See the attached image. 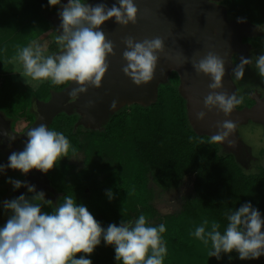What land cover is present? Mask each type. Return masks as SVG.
Wrapping results in <instances>:
<instances>
[{
    "label": "clouds",
    "instance_id": "clouds-1",
    "mask_svg": "<svg viewBox=\"0 0 264 264\" xmlns=\"http://www.w3.org/2000/svg\"><path fill=\"white\" fill-rule=\"evenodd\" d=\"M61 0H48L51 7ZM119 6L111 8L103 3L92 5L84 0H68L59 12L62 35L55 37L60 47L59 55L44 56L41 46L32 45L18 49L13 58L23 65V75L34 81H50L53 85L75 84L69 93L76 97L86 92L87 86L100 88L102 79L109 68L108 56L115 55L114 44L100 30L108 20L122 26L137 23L139 9L134 0H118ZM238 22H242L238 19ZM126 49L122 58L126 65L123 73L137 85H146L153 80L160 55L165 51L164 39L156 36L151 39L135 41L128 36L123 40ZM252 63L240 57V63L233 69V76L240 80L244 68ZM197 74L211 78L208 87L212 91L204 97L203 107L208 111L217 108L227 117L244 102L243 96L228 95L215 90L222 88L225 75L224 60L215 52L208 51L199 60L192 59ZM255 67L264 79V54L255 58ZM117 101L112 102V107ZM204 111H197V120H203ZM219 132L210 137L211 143H223L236 129V123L225 119L217 123ZM15 139L11 133H3ZM27 141L22 151L12 152L7 165L0 164V173L6 169L18 170L27 175L33 169L47 174L72 148L68 138L50 129L45 124L32 127L27 131ZM229 145L232 143L229 141ZM14 189L27 187L35 192L34 185L9 178ZM108 199L114 198L111 190L106 192ZM33 201H45L44 192L32 197ZM51 204V201H46ZM3 207L11 215L0 227V264H93L87 257L92 255L101 240L113 246L115 260L120 264H164L167 247L161 234L166 231L164 224L152 226L145 215L134 221L122 220L117 226L111 223L104 228L88 208L77 203L70 195L63 197L52 212L42 211L40 203L30 202L25 195L5 200ZM228 224L221 233L220 224L205 219L197 226L192 235L208 247L210 257L220 258L221 253H238L240 260H255L264 256V219L251 203H245L235 211L226 213ZM78 254L80 255L77 258Z\"/></svg>",
    "mask_w": 264,
    "mask_h": 264
},
{
    "label": "trees",
    "instance_id": "trees-1",
    "mask_svg": "<svg viewBox=\"0 0 264 264\" xmlns=\"http://www.w3.org/2000/svg\"><path fill=\"white\" fill-rule=\"evenodd\" d=\"M221 3L227 7L231 20L243 18L259 27V33L245 38L244 42L252 45L255 58L264 54V0ZM59 5L51 7L48 0H0V39L15 41L22 48L28 46L54 26L48 16ZM180 82L179 73L173 71L168 81L160 84L156 102L125 107L111 115L101 131H84L82 126L75 130L78 114L57 116L50 129L62 132L75 152L89 151V155L85 159L86 168L75 177H70L72 166L69 168L62 161L48 175L64 196L78 194L104 228L134 218L136 209L129 210L128 202L132 198L147 199L148 174L164 189L178 188L187 178H192L194 196L186 202L185 210L163 221L166 231L161 236L168 253L164 264H216L218 259L208 254L211 244L205 247L192 233L205 219L209 221L206 230L215 221L223 233L228 224L226 213L245 203H251L264 219V167L258 173H246L238 154L226 151L220 143H211L210 136L196 132L189 119L187 100L179 89ZM68 85L56 86L47 81L41 91L31 94L24 117L33 121L34 101H47L53 91H61ZM246 102L253 103L248 97ZM0 111L14 119L2 105ZM95 154L99 160L91 158ZM121 167H125L124 173L117 170ZM104 186L114 193L111 201L106 192L102 195L86 192L88 188L99 192ZM155 212L149 207L136 215L138 218L142 213L147 219ZM80 255L83 254L77 258ZM87 258L93 264H120L115 260L114 247L107 246L103 240Z\"/></svg>",
    "mask_w": 264,
    "mask_h": 264
},
{
    "label": "water",
    "instance_id": "water-1",
    "mask_svg": "<svg viewBox=\"0 0 264 264\" xmlns=\"http://www.w3.org/2000/svg\"><path fill=\"white\" fill-rule=\"evenodd\" d=\"M223 0H134L139 9L137 23L122 26L115 22V18L106 21L100 28L114 44L115 55L108 56L109 68L100 88L91 85L87 91L78 93L76 97L69 95L71 89L76 87L69 83L61 91H53L48 101L37 99L33 108L36 113L35 121L23 132L13 131L12 121L5 119L0 113V122L5 124L8 133L18 139V147L24 148L27 141V131L32 127L45 124L49 128L55 118L61 113L72 114L75 110L82 116L77 122L78 126L89 129H101L111 115L118 110L131 104L149 106L158 99L160 84L168 81L173 71L180 76V92L187 100L189 119L198 134L213 136L221 129L217 123L230 119L236 123V129L229 135L227 140L220 143L228 152L239 154L242 148V140L239 135V126L250 121L264 124V97L256 91L252 98L256 101L252 107H236L230 116H225L217 108L208 111L203 107V100L211 89L208 85L211 78L204 74H197L192 66V59L199 60L208 51L215 52L224 60L225 75L222 80V88L217 92H226L232 95L236 91V83L232 73L234 69L233 56L239 53L240 57L250 59L249 53L252 49L250 43L244 42L245 38L253 37L259 33V27L243 18L229 19L228 9L221 2ZM87 3L93 6L103 3L111 8L118 4V0H89ZM57 33L63 34L61 18L59 13L51 16ZM131 36L135 41H142L145 38L151 39L159 36L164 39L165 51L160 55L154 78L146 85L137 86L126 76L122 68L126 61L122 53L126 49L123 40ZM60 51L56 54L59 55ZM116 100L113 108L112 102ZM204 111L206 116L203 120H197L196 112ZM2 124V125H3ZM6 138V135H5ZM12 139V140H15ZM229 141L232 145H229ZM40 172L35 169L27 174V185L31 183L32 172ZM45 176V186L54 190L49 178ZM36 190H41L34 185ZM27 187H23L20 194ZM39 188V189H38ZM17 191H13L14 195ZM45 192V189H42Z\"/></svg>",
    "mask_w": 264,
    "mask_h": 264
},
{
    "label": "rangeland",
    "instance_id": "rangeland-1",
    "mask_svg": "<svg viewBox=\"0 0 264 264\" xmlns=\"http://www.w3.org/2000/svg\"><path fill=\"white\" fill-rule=\"evenodd\" d=\"M87 1L88 0H84V2ZM67 2L68 0H61L58 10L50 13L48 19H50L54 13H59L63 6L67 4ZM57 35L58 33L53 26L45 33L40 35L37 39L32 41L29 45H32L33 47H35V45H40L45 57L48 55L55 56L60 51V47L55 41V37ZM21 46L10 39H0V105H2L4 109H6L8 113L14 118L13 121L16 123L15 128L20 131L24 129L30 120L25 118L24 114L29 108L28 100L31 97V94L41 91V89L47 83V81H34L31 78L23 75L24 70L22 63L16 59H13L17 55L18 49L22 48ZM249 56L252 60V63L245 66L243 78L236 80L232 73L233 80L237 86L236 91L233 94L244 97V102L242 104L245 103L247 97L250 98V96L256 91L264 95V79L259 76L258 70L255 67L253 48L251 49ZM233 61L235 68L240 63L239 53L234 54ZM133 105L134 104L125 105L118 111L123 110L125 107L132 108ZM76 125L75 130H78L82 127L84 131L102 130V128L89 129L82 125V127H77ZM238 130L242 140V148L239 153L242 159L241 166L245 172L250 175L258 173L260 168L264 167V124L258 122L253 124L249 122L239 126ZM88 152L81 150L73 153L70 149L68 156L63 157L60 160L62 161L63 165L69 166V168L72 166L70 177H75L78 172L83 171V169L86 168L87 164L85 159L86 156L89 155ZM96 153L100 155L99 150H97ZM98 154H95V156L91 155V158L99 160ZM8 157L9 156L4 157V165H7ZM123 168L121 167L117 170L124 173ZM9 178L14 180L21 179L22 173L18 170H12L10 168L6 169L3 173H0V227L6 223V220L11 215L10 210H6L3 207V202L8 200L7 193L10 190V187H12V184L8 182ZM147 178L148 179L145 186V189L147 190V194L145 196L147 199L142 200L141 197L140 200L132 198L131 202H128V209L130 210L131 208L135 207L136 212H141L143 209L153 207L156 210V214H154L153 217L147 218L148 223L152 226L159 225L161 222L163 224V221H167V217L175 216L176 214L184 211L186 208V202L190 199V197L194 196L193 179L190 177L187 178L180 187L170 189L162 188L151 173L148 174ZM108 190L107 187L104 186L102 190H99V192H94L91 188H88L86 192L87 194L91 195H93V193L102 195ZM63 197L64 193L59 196L58 200L61 201ZM72 197L76 199L77 202L81 201L83 204V200H79L78 194H74ZM34 203H39V201ZM52 208L53 207L49 204H45L42 206V211L52 212ZM136 212H134V218L128 221H134L137 218ZM120 222L121 221H119L118 225ZM221 255L222 257L217 260L216 264H260L264 261V256H261L259 259L255 260H240L238 253L235 251H233L230 255L225 253H221Z\"/></svg>",
    "mask_w": 264,
    "mask_h": 264
},
{
    "label": "flooded vegetation",
    "instance_id": "flooded-vegetation-1",
    "mask_svg": "<svg viewBox=\"0 0 264 264\" xmlns=\"http://www.w3.org/2000/svg\"><path fill=\"white\" fill-rule=\"evenodd\" d=\"M262 97H264V95L262 94ZM250 99L253 101V103L252 104H248L246 101H245V103L244 104H240V105H238L237 107L239 108V106H242V107H240V108H244V107H252L253 105H255V103H256V101L252 98V95L250 96ZM48 101V100H47ZM33 110H34V108H33ZM0 113H2L1 111H0ZM34 113H35V111H34ZM63 113H66V112H63ZM3 115H4V117H5V119H7V120H11L12 121V125H11V127H12V129H13V131H15V132H18V133H23L34 121H35V119H36V117H35V119L33 120V121H31V120H29V123L24 127V129L23 130H17L16 128H15V125H16V123H15V121H13L12 119H10V118H8L4 113H2ZM62 114V113H61ZM68 114V113H67ZM72 114H78L79 116H80V119L79 120H81V118H82V116L75 110ZM35 115H36V113H35ZM37 116V115H36ZM250 123H253V124H255V122L254 121H252V122H250ZM3 123H1L0 122V164H4L3 163V161L5 160L4 159V157H6V156H9L12 152H18V151H22L23 150V148H19L18 147V139L19 138H16L15 140H12V139H10L8 136H6V138H5V135H3V133H8V130H7V127H6V125L5 124H3ZM240 153V152H239ZM239 155V154H238ZM240 156V155H239ZM241 157V156H240ZM46 176L49 178V180H50V182H51V186H52V188L54 189V190H51L49 187H47V186H45V184H44V182H43V180H44V178H45V176L43 175V173L42 172H36V171H33L32 172V179L30 180L31 181V183H33L34 185H37L41 190H36L35 189V192H32V193H30V192H28V190H27V188L24 190V192L22 193L23 195H25V197L26 198H28L29 200H30V202H36V201H33L32 200V197L35 195V194H37V193H39V192H41L42 191V189L44 188L45 189V192H44V194H45V201H39V203L41 204V207L43 206V205H45V204H49V203H47L46 201H51L52 203L51 204H49L50 206H54V207H57V205H58V203H60V201L58 200L59 199V196L62 194V192H59L58 191V189L53 185V182L51 181V179H50V177H49V175H48V173L46 174ZM18 180H20V181H22V182H24L25 184L29 181L28 180V178H27V175H25V174H22V178L21 179H18ZM24 186H22L21 188H19V189H14L13 188V186L12 187H10V190L8 191V200H11V199H14V198H17V197H19L20 195H22V194H20L18 191H21L22 190V188H23ZM38 188V189H39ZM9 189V188H8ZM13 191H17L14 195H12V192ZM4 198V197H3Z\"/></svg>",
    "mask_w": 264,
    "mask_h": 264
}]
</instances>
